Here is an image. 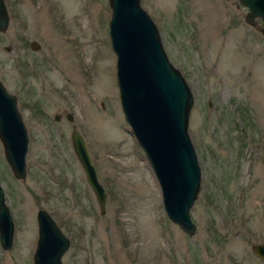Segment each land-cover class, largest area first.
<instances>
[{"label": "rangeland", "instance_id": "1", "mask_svg": "<svg viewBox=\"0 0 264 264\" xmlns=\"http://www.w3.org/2000/svg\"><path fill=\"white\" fill-rule=\"evenodd\" d=\"M4 2L0 80L17 96L29 140L25 179L0 140L15 224L0 264H33L38 208L70 239L64 264H264L252 251L264 242V21L245 22L239 0H140L193 96L187 129L201 179L188 235L167 217L121 111L109 0ZM73 125L106 189L104 213L74 155Z\"/></svg>", "mask_w": 264, "mask_h": 264}, {"label": "water", "instance_id": "2", "mask_svg": "<svg viewBox=\"0 0 264 264\" xmlns=\"http://www.w3.org/2000/svg\"><path fill=\"white\" fill-rule=\"evenodd\" d=\"M5 0H0V34L9 26ZM247 6L245 22L264 21V0H239ZM109 39L116 57V79L125 121L136 142L145 152L160 184L165 213L188 235L196 229L190 208L200 189L201 171L188 133L193 96L178 67L169 60L156 23L141 6L140 0H109ZM264 34V26L261 28ZM38 43H32L37 47ZM17 96L0 80V140L9 168L17 179L27 175L28 132ZM72 114L67 119L72 120ZM71 145L87 183L105 212L107 193L101 185L86 140L73 125ZM0 181V245H13V215ZM38 237L33 264H64L62 256L70 239L51 214L38 208ZM252 251L264 260V242L252 245Z\"/></svg>", "mask_w": 264, "mask_h": 264}, {"label": "flooded vegetation", "instance_id": "3", "mask_svg": "<svg viewBox=\"0 0 264 264\" xmlns=\"http://www.w3.org/2000/svg\"><path fill=\"white\" fill-rule=\"evenodd\" d=\"M60 117H61L60 114H58V115L55 114V116H54V118H56L57 121H59ZM66 117H67V114H66Z\"/></svg>", "mask_w": 264, "mask_h": 264}]
</instances>
